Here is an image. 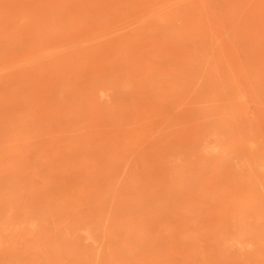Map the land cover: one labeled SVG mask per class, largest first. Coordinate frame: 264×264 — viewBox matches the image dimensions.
I'll use <instances>...</instances> for the list:
<instances>
[{"label":"rangeland","instance_id":"1","mask_svg":"<svg viewBox=\"0 0 264 264\" xmlns=\"http://www.w3.org/2000/svg\"><path fill=\"white\" fill-rule=\"evenodd\" d=\"M0 264H264V0H0Z\"/></svg>","mask_w":264,"mask_h":264}]
</instances>
